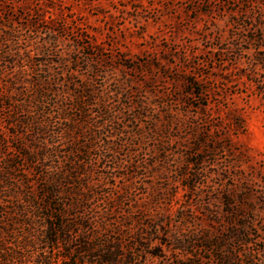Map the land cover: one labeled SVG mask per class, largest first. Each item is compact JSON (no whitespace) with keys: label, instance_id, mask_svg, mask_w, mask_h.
<instances>
[{"label":"rangeland","instance_id":"374dc122","mask_svg":"<svg viewBox=\"0 0 264 264\" xmlns=\"http://www.w3.org/2000/svg\"><path fill=\"white\" fill-rule=\"evenodd\" d=\"M16 51L31 80L49 71L52 89L74 80L110 97L126 126L115 141L136 144L103 162L100 197L67 208L74 258L89 244L118 264H264V0H0V92ZM192 80L209 94L202 110ZM196 135L207 141L192 155ZM44 222L0 196V264L57 262L31 241Z\"/></svg>","mask_w":264,"mask_h":264},{"label":"trees","instance_id":"16d2710c","mask_svg":"<svg viewBox=\"0 0 264 264\" xmlns=\"http://www.w3.org/2000/svg\"><path fill=\"white\" fill-rule=\"evenodd\" d=\"M12 34L19 33L12 30L8 43H12ZM14 37V42L18 43L19 37ZM9 56L12 57L7 75L10 81L0 92V196L3 203L18 208L31 206L44 216V225L30 227L31 241L36 246V241L41 240L52 252L62 255L57 262L45 256L41 264H74V261H78L75 264H118L121 255L109 245L99 249L87 244L88 260L80 256L74 258L70 237L76 230L66 219L70 215L67 208L100 197L107 187L109 176L102 170L103 162L117 163V156L129 144L126 138L119 142L114 139L126 136L123 111L110 108L107 104L110 97L100 96L89 83L78 85L71 80L74 90L69 87L55 90L51 86L56 76L49 71L31 80L25 53L16 51ZM258 85L264 97V80ZM190 86L186 96L198 101L197 108L202 110L207 106L204 103L209 94L193 80ZM91 106L99 107L95 118L89 111ZM101 120L103 122H99ZM3 121H6L7 131L1 129ZM195 139L196 143L190 147L192 155H197L207 141L202 135H196ZM129 168L134 172L140 167L131 164ZM231 198L227 205L234 213L238 207L233 203L234 197ZM76 229L83 231V239L90 231L84 226ZM1 261L11 264L10 260Z\"/></svg>","mask_w":264,"mask_h":264}]
</instances>
